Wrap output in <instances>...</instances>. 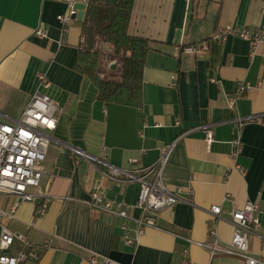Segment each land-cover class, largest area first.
I'll list each match as a JSON object with an SVG mask.
<instances>
[{
	"label": "crops",
	"instance_id": "crops-1",
	"mask_svg": "<svg viewBox=\"0 0 264 264\" xmlns=\"http://www.w3.org/2000/svg\"><path fill=\"white\" fill-rule=\"evenodd\" d=\"M65 9L63 0H0V120L16 119L37 90L57 106L38 188L47 209L37 217L36 201L0 194V209L15 205L12 217L0 218V227L25 234L32 245L49 241L35 264H91L92 254L98 264L103 258L119 264H246L231 255L210 257L199 242L209 241L208 230L216 228L227 243L233 232L230 210L256 201L261 229L249 237V250L264 262V45L252 48L236 35L213 38L224 27L264 29V0H134L129 33L150 41L140 108L97 98L78 61L81 19H72L63 32L56 17ZM202 42L208 49L183 51ZM39 73L48 87H39ZM239 83L249 88L230 109ZM237 116L244 119L240 127ZM204 123L211 127L209 145L196 129ZM186 131L173 146L163 177L170 190L179 189V201L158 211L156 227L137 236L139 184L131 181L122 189L104 172L108 165H149L161 146ZM236 134L242 151L234 161L230 141ZM71 148L93 159L75 161ZM94 189L113 209L118 202L126 207L127 217L90 208L86 202ZM215 204L222 207L216 218L209 214ZM125 236L134 242L126 243ZM19 247L16 243L11 251Z\"/></svg>",
	"mask_w": 264,
	"mask_h": 264
},
{
	"label": "built area",
	"instance_id": "built-area-1",
	"mask_svg": "<svg viewBox=\"0 0 264 264\" xmlns=\"http://www.w3.org/2000/svg\"><path fill=\"white\" fill-rule=\"evenodd\" d=\"M66 3L64 13L57 15L61 30L66 32L68 24L72 20V13L76 12L75 0H63ZM37 35H42L41 31H36ZM227 35H236L248 41L252 48L264 45V29L251 30L246 27H224L219 29L213 38L219 41ZM208 49L205 42L194 46L184 47L183 51L187 53H200ZM37 81L40 88L48 87L49 81L44 73L37 74ZM176 85L175 77L172 76L171 86ZM249 86L245 83H239L235 93L230 97L228 106L230 109L236 108V99L244 94ZM57 106L53 99L42 90H37L30 97L20 115L11 122L0 120V194L13 195L20 200L35 202V216H42L48 206L46 199L40 196L38 188L45 171L46 148L50 137L47 134L56 127ZM236 125L239 127L244 119L237 116ZM179 125V120L175 121ZM204 133V139L209 145L212 141V132L209 124L198 125ZM187 133L179 134L171 143L161 146L155 161L139 169L119 168L108 165V170L104 172L105 176L114 179L120 183L123 189L126 183L135 181L139 184V191L136 200V206L141 210V215L136 219V235L140 236L147 227H156L155 215L158 211L173 207L178 201L177 191L170 190L164 183V169L169 160L171 150L182 136ZM230 157L236 161L242 151V144L239 134H236L230 141ZM71 153L75 161L80 159H93L84 151L71 148ZM235 168L242 174L244 170L235 163ZM228 199L225 195L223 201ZM86 204L97 211L113 213L119 217L126 218V207L121 203H116V209H113L112 202L106 199L99 189H94L90 193V198ZM15 205H11L9 210L0 209V218L2 216L12 217ZM222 207L219 204L212 205L209 208L211 217H219ZM260 209L256 201H246L242 207H233L230 210L229 221L233 227L230 240L222 243L219 239L216 228L208 230L209 241L199 242L208 252L210 257L218 254L231 255L241 258L246 264H264L259 258L251 254L249 250V237L258 234L261 229V220L259 217ZM188 241V239H187ZM126 243L134 241L125 236ZM18 243L20 247L15 252L11 249ZM49 246V241L42 245H32L29 243L25 234L11 231L4 225L0 227V264H33L36 262L43 249ZM186 255V250H183ZM91 264H98V256L92 254L89 258ZM101 264H119L117 262L102 259ZM184 264H190L185 261Z\"/></svg>",
	"mask_w": 264,
	"mask_h": 264
},
{
	"label": "trees",
	"instance_id": "trees-1",
	"mask_svg": "<svg viewBox=\"0 0 264 264\" xmlns=\"http://www.w3.org/2000/svg\"><path fill=\"white\" fill-rule=\"evenodd\" d=\"M133 3L134 0H87L81 19L78 61L96 87L100 101L140 108L142 71L150 41L129 33ZM111 62L116 64L113 69L109 68Z\"/></svg>",
	"mask_w": 264,
	"mask_h": 264
},
{
	"label": "water",
	"instance_id": "water-1",
	"mask_svg": "<svg viewBox=\"0 0 264 264\" xmlns=\"http://www.w3.org/2000/svg\"><path fill=\"white\" fill-rule=\"evenodd\" d=\"M85 7H86V4L83 2L75 3L76 12L72 13L71 18L78 19V20L82 19ZM115 66H116L115 62H111L109 64V68L111 69L115 68Z\"/></svg>",
	"mask_w": 264,
	"mask_h": 264
}]
</instances>
